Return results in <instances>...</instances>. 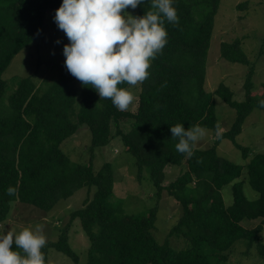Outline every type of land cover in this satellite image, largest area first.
Here are the masks:
<instances>
[{"label":"trees","instance_id":"trees-1","mask_svg":"<svg viewBox=\"0 0 264 264\" xmlns=\"http://www.w3.org/2000/svg\"><path fill=\"white\" fill-rule=\"evenodd\" d=\"M218 1L173 0L179 23L164 20L167 43L151 61L149 77L139 85L133 111H119L70 73L46 83L43 90L27 77L17 80L7 96V107L0 105V221L12 202L48 211L74 190L94 187L91 196L69 214V220L78 218L88 240L85 264H224L223 253L237 239H245L248 246L254 244L256 252L264 255L259 235L264 224V152L254 153L244 165L247 182L257 193L255 199L245 198L240 181L231 184L230 205L223 204L219 193L224 184L240 176L242 166L218 156L215 146L218 139L227 138L242 158L249 157L248 149L235 137L253 108L264 110L259 105L264 100V80L255 93L250 81L252 67L234 39L220 43L219 56L247 65L242 99H232V92L221 82L212 92L203 90L205 56ZM61 3L0 0V74L15 53L41 38L44 11L56 10ZM151 4L152 0H143L137 6V17L155 11ZM74 79L80 85L75 106ZM3 89L0 78V100ZM213 95L234 110L233 121L210 146L193 147L189 158L176 150L178 139L171 137L170 126L182 124L187 129L198 125L215 130ZM121 122L129 127L123 130ZM80 126L89 131V152L113 136L119 137L134 158L137 174L146 169L156 198L164 192L177 202L180 212L168 235L183 238V247L173 249L167 242H155L151 233L154 207L145 214L130 215L109 200L112 172L107 163L93 171L91 162H71L62 153L59 144ZM167 165L181 168L165 183ZM9 186L16 189L15 196L6 194ZM242 219L259 221L252 228H243L239 224ZM48 248L76 261L66 243L65 229L42 249L45 264Z\"/></svg>","mask_w":264,"mask_h":264},{"label":"rangeland","instance_id":"rangeland-1","mask_svg":"<svg viewBox=\"0 0 264 264\" xmlns=\"http://www.w3.org/2000/svg\"><path fill=\"white\" fill-rule=\"evenodd\" d=\"M126 13L137 17V7L127 8ZM55 10H45L42 16V35L32 40L13 55L0 74L4 89L0 100L2 107H7V96L13 91L20 78L27 77L33 85L43 90L46 83L69 74L64 60L63 47L69 41L54 20ZM212 28L205 56L203 90L212 92L218 83H223L232 92V99L238 101L243 97L242 83L247 72V65L228 62L219 56L221 42L231 43L238 39L239 48L252 67L250 81L253 91L259 93L264 80V0H219L213 15ZM73 85L78 100L80 85L76 79ZM126 89L132 92L134 101L128 110L133 111L139 85ZM216 118L215 130L206 129L205 137L193 145L194 148H205L214 143L217 134L229 128L234 118V110L228 107L217 96L213 95ZM129 123L121 122L126 130ZM90 134L87 128L80 126L73 134L59 144L62 153L75 163L91 162L93 171H97L103 163H107L112 172V189L109 200L119 203L122 212L130 215L145 214L155 208L154 227L151 231L156 243L167 242L173 249L185 245V240L174 234L168 235L180 212L177 202L166 193L155 196V188L145 168L137 174L133 156L125 151L119 137L113 136L104 146L95 147L89 152ZM235 141L248 149L249 157L242 158L241 152L227 138H220L215 146L218 156L242 166L241 174L233 181L224 184L219 193L223 204L230 205L232 200L231 184L241 182V190L246 199L252 200L257 193L247 182L244 168L247 160L258 152H264V110L253 108L244 118ZM179 166L167 165L164 168L163 182L174 179L180 171ZM94 187H80L65 199L57 200L48 210L43 211L32 205L12 202L5 218L0 221L3 232L19 231L22 227L35 228L37 224L44 226L46 241H55L62 229L66 232V243L76 256L73 261L65 254L48 248L47 264H85L88 240L82 231L78 218L69 220V214L82 205V201L90 197ZM259 219H242L239 224L243 228H252ZM264 245V224L259 232ZM46 242V243H47ZM255 245H247L245 239H237L223 254L224 264H264V255L256 252Z\"/></svg>","mask_w":264,"mask_h":264},{"label":"clouds","instance_id":"clouds-1","mask_svg":"<svg viewBox=\"0 0 264 264\" xmlns=\"http://www.w3.org/2000/svg\"><path fill=\"white\" fill-rule=\"evenodd\" d=\"M142 3L62 0L55 10L54 20L69 41L63 47L68 72L82 85H91L100 99L110 100L119 111H127L135 99L131 91L119 85L136 87L148 79L151 61L167 43L164 20L179 23L173 0H152L155 11L142 17L125 12ZM259 105L264 108V100ZM170 131L171 137L178 139L176 150L189 158L193 156V145L206 135V129L198 125L185 129L176 124L170 126ZM6 194L15 196L16 189L9 186ZM43 228L37 224L34 229L22 227L5 234L0 227V264H45L42 249L47 241Z\"/></svg>","mask_w":264,"mask_h":264}]
</instances>
